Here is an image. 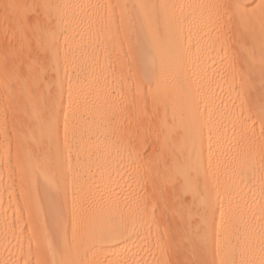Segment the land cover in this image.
<instances>
[{"label":"bare ground","instance_id":"6f19581e","mask_svg":"<svg viewBox=\"0 0 264 264\" xmlns=\"http://www.w3.org/2000/svg\"><path fill=\"white\" fill-rule=\"evenodd\" d=\"M34 263L264 264V0H0V264Z\"/></svg>","mask_w":264,"mask_h":264},{"label":"rangeland","instance_id":"374dc122","mask_svg":"<svg viewBox=\"0 0 264 264\" xmlns=\"http://www.w3.org/2000/svg\"><path fill=\"white\" fill-rule=\"evenodd\" d=\"M146 144H151V140L149 139V137H148V139L146 140ZM173 257H175L174 255H172V257L171 258H173ZM175 259H176V257H175ZM34 264H36V263H34Z\"/></svg>","mask_w":264,"mask_h":264}]
</instances>
